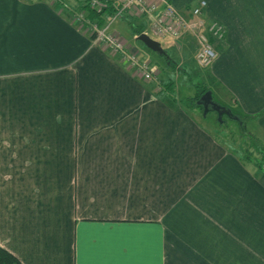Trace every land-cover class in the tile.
<instances>
[{
	"label": "crops",
	"instance_id": "1",
	"mask_svg": "<svg viewBox=\"0 0 264 264\" xmlns=\"http://www.w3.org/2000/svg\"><path fill=\"white\" fill-rule=\"evenodd\" d=\"M168 1L187 11L199 0ZM205 1L206 15L220 19L227 32V47L211 72L223 84L222 93L228 90L242 100L234 109L251 116L249 132L257 127L264 134V59L256 70L246 63L247 57L253 58L252 50L257 55L264 51V0ZM135 15L140 17L138 11ZM63 23V41L51 44L42 66H25L17 77L0 78V245L22 264H162L164 223L131 217V204L124 203L128 200L116 189L131 180L136 141L139 162L134 169L163 170L162 182L175 175L178 183L194 178L196 187L207 183L233 190L236 200H246L241 202V218L253 220L258 228L244 232L247 242L257 245L260 239L264 244L259 234L264 233V176L257 177L227 152L203 126L206 118L191 116L174 104L175 99L155 93L151 84L132 76L122 63L123 53H118L120 61L104 45V51H95L89 37L68 20ZM125 24L136 39L134 22L131 28L130 22ZM148 24L144 31L151 35ZM120 33L117 28L109 34ZM123 38L126 55L136 52L134 56L141 57L138 47ZM253 72L256 87L244 80ZM114 127L121 135L107 145ZM87 133L93 141L81 151V180L72 194L67 189L74 146H81ZM217 148L223 152L217 154ZM106 151L110 157L103 162ZM225 152L231 155L221 161ZM231 169H236L234 179ZM210 228L205 221L197 233L208 243L211 237L226 239V233L215 231L212 236Z\"/></svg>",
	"mask_w": 264,
	"mask_h": 264
},
{
	"label": "rangeland",
	"instance_id": "2",
	"mask_svg": "<svg viewBox=\"0 0 264 264\" xmlns=\"http://www.w3.org/2000/svg\"><path fill=\"white\" fill-rule=\"evenodd\" d=\"M82 1L83 0H0V78L7 79L9 77H17L16 73L25 70L26 67L32 68L34 66H42L41 62L43 58L45 55L48 57L50 53L48 51L51 44L63 41L61 40V38H64L63 30H66V27L63 26L65 23L63 22H67V20L71 22L79 32L89 37L90 41H93V44L91 43V46L94 47L93 50L96 51L98 47L100 48L104 45L103 47L105 49L112 51L114 58L118 56L117 59L122 61L123 58L121 60L118 53L112 50L107 43L95 41L96 30L104 27L109 16L105 15V20L103 22H106L102 26H99L96 19L89 20L85 17L84 11L80 8ZM97 1L103 4L102 1ZM142 1H145V4H150L156 0ZM193 5H191V7ZM132 7L133 8L129 9V12L135 14V6ZM174 7L178 9L176 6ZM189 9L187 11L178 10L186 17L185 13L188 12ZM126 16L120 15L111 21L107 33L109 34L110 32L116 31L117 28H121V35L117 36L122 40L124 36L125 40L129 41L130 47L131 43L135 44L142 54L141 57L138 58L143 59L145 62H150V78L144 80L143 73H141L140 69L128 63L127 60L122 61L126 69L132 76H135L137 80L146 82V84H151L155 93L157 92L164 95L163 92H169L170 97L173 100L175 99L174 104L181 107L183 106L185 112L191 116L197 115L199 119H203V115L199 107H194V103L190 102L188 97L194 95L197 90V85H200V82L207 83L210 86L215 101H219L222 104L224 101L232 103L235 108H239V106L242 105V100H239V98L233 94L232 96L231 93H229L230 91L227 90L225 93L221 92L223 84L215 78L213 74V66L221 51L218 50V43L222 42L224 48L227 47V42L225 40L227 38V32L225 31L226 27L220 19L215 16L206 15L205 11L200 15L204 21L208 23L207 25H209V28L203 27L200 32L207 38L216 55L209 66H201L196 62V52L198 50L197 40H200V36L197 34L185 30V32L180 33L178 38L167 37L164 39L155 38L150 35L161 43L168 57L174 61L173 66H170L169 62H166L163 57H160L161 55L147 48L140 40L133 39L132 36L128 34L129 32H127L128 27L125 28V22H130L129 27L131 28L132 21L144 31L145 28L148 29L146 25L148 24V17H138L139 20L135 18L136 22L135 20H131V18H129L128 21ZM226 16L227 10L224 14V17ZM195 19V17L189 18L190 22ZM150 24L151 23L148 25ZM218 25L222 29L221 35H218ZM173 27L175 28L176 25L173 24ZM237 28H239V25ZM126 33L127 35L125 36ZM236 35L237 42L240 37L239 33H236ZM117 36L115 35V37ZM230 37L232 38L231 35ZM55 52L53 54H55ZM132 53L134 56L136 52ZM258 53L259 55H257L256 51L252 50L253 58L247 57L246 59V63L249 64L252 70H256L257 64L261 61L262 57L264 59V51ZM109 55L112 56L110 53ZM244 76L245 82L250 83L249 86L256 87L257 76L254 72ZM169 78L174 82L172 90H163V87L160 86L164 82V84H166ZM243 101L245 102V99ZM223 117L225 119L224 123L218 124L217 113L210 111L207 113L205 125L203 126L212 133L213 137L221 146L227 148V152L231 151V154L235 157L238 156L243 158L248 165V167H246L252 169L257 177L259 175L261 177L264 176V168L259 171L254 164V159H256V157L260 159L261 154L257 153L253 147L263 143L264 134L257 129V127L253 128L250 123L249 126L253 128L252 131L254 132L250 134L252 138L243 136V130L240 129L239 123L235 119H232L228 115H224ZM114 128L115 130L108 134L109 137L106 139L107 145L113 144L115 136L119 138L121 135V133L119 134V131H117V127ZM246 130H248L247 127ZM90 134L91 133H87L83 137L81 146H77V143L74 146L72 162L75 169L73 168L71 171L70 186L67 189V191L70 190L72 194L76 193L78 190L77 188H79V182L81 180L79 163L81 157L82 160L84 158V155L81 156V151L83 150V146L85 148L87 144L93 141V135ZM259 136L261 139H258ZM219 152L223 151L217 148V154H219ZM138 153L139 149L136 141L135 152L131 155V180L121 183L119 188L116 189H118L123 199L128 200L124 203L131 204V217L142 218L143 220H156L160 223H164L165 244H163V249L161 251L162 264H264V244L262 240L259 239L257 245H253L247 242L248 239L244 234L245 231L258 232V228L255 229V225L252 224L253 220H245L240 216L242 212L245 211L241 202L246 200L240 199V197H238L239 200H236L235 195L230 193L233 190L222 187V185L221 188H219L205 183V185L200 184L196 187L198 181L194 178H190L183 183H178L175 182L178 178H175V175H173L169 181L162 182L161 180L165 177L164 172H162L163 170L146 171L144 169H134V166H136L135 164L139 162ZM227 154L229 153L225 152L221 156V161ZM248 154H251V159L247 157ZM101 157L102 154H98V158ZM109 157V151H106L103 162H107ZM235 172L236 169H231L232 179L236 177ZM121 173H123V175L129 174V172ZM203 174H206V172H203ZM219 175L220 173L216 170L215 176L218 177ZM149 178H153V184H151ZM159 185L164 186L161 187ZM100 189L104 190V187ZM107 189L108 188L105 190ZM250 189L253 190L254 186L251 185ZM183 201L186 203H182ZM231 205L235 206L232 207ZM221 208L223 211H220ZM228 208L237 212H227ZM120 212H123V210H120ZM205 221L211 227L210 231L212 236L215 231L220 234L226 233V239L213 240L211 237L210 243H208L201 234L197 233L200 232ZM243 223L244 225H242ZM259 234L264 240V233ZM200 245L202 250L199 249ZM211 246L213 250H210Z\"/></svg>",
	"mask_w": 264,
	"mask_h": 264
},
{
	"label": "built area",
	"instance_id": "3",
	"mask_svg": "<svg viewBox=\"0 0 264 264\" xmlns=\"http://www.w3.org/2000/svg\"><path fill=\"white\" fill-rule=\"evenodd\" d=\"M119 9L111 16H109L107 22L104 24L103 28L96 30L95 41L105 42L108 46L115 50V52L123 53L128 63L140 69L143 73L144 79L150 78L149 73V63L145 62L143 59L135 56H127L124 52V40L115 37L113 34H108L107 29L109 24L118 16L122 15L126 10L133 8L135 6V12H139V15L144 17H149L151 35L159 38L171 37L178 38L180 33L191 32L200 36L198 41V50L196 52V62L201 66H209L214 58L216 57L209 41L206 37L200 32L203 27L209 28L208 23L200 16L204 13L206 8V1L200 0L196 5H193L188 12H184L186 17H184L178 9H176L169 1L167 0H156L150 4H145V1L142 0H122L121 2H115ZM105 4L98 3L97 0H91V6H95L98 11ZM195 17V20H189V18ZM170 22V23H167ZM173 24L176 27H173ZM221 27L218 25V35H221ZM144 32V31H143ZM146 33V31H145ZM210 34V33H207ZM149 35V34H148ZM215 35V34H214ZM208 36V35H207Z\"/></svg>",
	"mask_w": 264,
	"mask_h": 264
},
{
	"label": "trees",
	"instance_id": "4",
	"mask_svg": "<svg viewBox=\"0 0 264 264\" xmlns=\"http://www.w3.org/2000/svg\"><path fill=\"white\" fill-rule=\"evenodd\" d=\"M99 1H102L105 4L102 8L99 9V11L95 6L90 5L91 0H83L81 2L82 4H81L80 8L84 11L85 17L87 19H89V20L90 19L91 20L96 19L97 24L99 26H102L105 23V22H103L105 20L104 16L105 15L106 16L113 15L119 9V7L114 3V0H99ZM126 14H127V16H126ZM122 15H125L126 18L128 19V21H129V18L131 16H133V15H131V12H129V10H126L125 13H123ZM133 17H134L135 21H136L135 18L138 19V16H136L135 14ZM140 17H142V16H140ZM134 26H133L134 27L133 34H136V39L138 40L137 36L140 33H142L143 31H142V29L139 28V26L137 24H134ZM217 47H218V50H223L224 44L222 42H219ZM160 57H163V59L166 62H169L170 66H173L174 61L168 57L167 53H166V55H164V56L161 55ZM148 63L150 65V62H148ZM149 68H150V66H149ZM164 83L162 85L160 84L161 85L160 87H163V90L164 89L172 90V86L174 85V82L172 81V79L169 78L167 83L166 84H164ZM206 90H211L210 86L207 83L200 82V85H197V90L194 93V95L188 97V100L190 102L194 103V107H199L202 115H203V109H202V106L200 104H197V100L199 99L201 94H203ZM163 94H164L163 95L164 97L167 96L168 98H171L169 92H166V93L163 92ZM222 105H226L227 108L231 109L232 116H229V117H231L232 119H235L239 123L240 129L243 130V133H242L243 136H247V137L252 138L250 135L251 133L248 130H246L247 121L251 118V116H248V115L242 114L241 112L236 111L234 109L235 107L232 104H222ZM206 117H207V114L203 115V119H205ZM224 121H225V119L222 116L221 119H218L217 123L223 124ZM253 147L255 148L257 153L261 154L260 159L258 157H256V159H254V164L256 165V168L260 171L264 168V144L260 143L259 145H256ZM247 157H250V159L252 158L251 154H248ZM238 158H239V160L240 159L242 160V161L241 160L240 161L243 162V164L247 165V163L243 160V158H241V157H238ZM263 172H264V170H263ZM0 264H22V263L19 261V259L13 253H11L6 248H4L3 246L0 245Z\"/></svg>",
	"mask_w": 264,
	"mask_h": 264
},
{
	"label": "water",
	"instance_id": "5",
	"mask_svg": "<svg viewBox=\"0 0 264 264\" xmlns=\"http://www.w3.org/2000/svg\"><path fill=\"white\" fill-rule=\"evenodd\" d=\"M138 40L143 42V44L151 49L152 51L156 52L159 55H166L165 50L161 46V43L152 38L150 35H148L145 32L140 33L137 36ZM197 104H200L203 109V115H206L210 111H214L218 115V119H221L222 116L228 115L232 116V112L230 108H227L226 106L222 105L221 103L215 101L213 99L212 91L211 90H206L199 99L197 100Z\"/></svg>",
	"mask_w": 264,
	"mask_h": 264
}]
</instances>
